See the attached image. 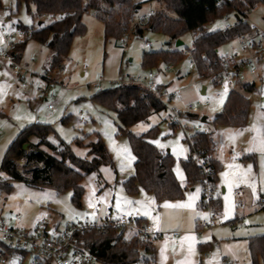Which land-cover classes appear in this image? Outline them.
Returning <instances> with one entry per match:
<instances>
[{"label":"rangeland","instance_id":"1","mask_svg":"<svg viewBox=\"0 0 264 264\" xmlns=\"http://www.w3.org/2000/svg\"><path fill=\"white\" fill-rule=\"evenodd\" d=\"M135 1L142 7L136 18L161 7L157 0ZM9 15L11 19L7 20ZM250 16L264 27V6H258ZM83 17L86 32L74 38L70 53L63 61L64 71L60 72L57 66L51 67L53 51L34 38L28 40L21 60L29 69L26 72V87L12 75L7 65L0 67V169L11 143L21 129L32 123H49L53 129L49 140L55 144L60 140L71 143L76 137L90 134L85 139L86 143L97 139L99 134L113 163L103 164L98 170L85 174L81 206L73 203L71 190L57 193L50 186H35L22 179L10 178V190L0 183V209L3 212H20L24 216V223H34L45 218L56 224H63L76 214H89L93 217L110 214L115 218L122 212H133L163 234L154 241L158 249L155 264H219V253L227 257L231 264H252L248 241L243 238L235 241L232 238L264 232V211L259 209V201L264 196V80H258L256 88L248 93V119L241 127L214 121L215 115L223 111L229 94L223 91L222 98H218V88L206 82L209 89L203 98L208 99L210 104L202 107L203 113L209 117L204 128H210L215 133L212 149L216 154L214 158L217 156L220 161V168L217 173L218 185L213 194L221 198L222 208L215 218L216 227L199 230V219L208 218L209 212L202 204L203 183L199 181L189 184L181 163L191 153L185 130L172 126L167 110L158 111L131 127L137 135L154 128L150 141L159 149L171 152L175 158L173 170L185 188L184 197L157 200L153 193L144 189L129 193L124 181L134 174L136 160L129 136L120 133L115 112L92 100V95L99 89L117 85L115 82L121 71L126 76L145 72L147 69L142 64V56L146 49L161 50L174 47V44L169 45V38L165 34L149 28H145L143 35L138 36V20L134 18L127 30L129 43L125 51L120 39L105 41L104 23L93 12L89 11ZM235 19V13L230 14V21L234 22ZM38 21L32 17V12H28L25 4L18 6L17 0H2L0 47L4 43L2 28L11 29L18 22L38 28ZM41 21L51 22L49 19ZM226 23L223 16L207 23L206 28L214 31L224 28ZM192 37V33L183 36L187 42ZM147 40L151 41V48L144 47ZM233 47V42H228L219 47V52H228ZM188 61L186 57L180 65L184 73L190 70ZM160 68L155 69L157 80H173V86H186L195 75L194 71L185 73L178 80L173 72H164ZM45 72L50 73L53 78L50 82L55 83L50 86L47 99L38 90L39 76ZM183 89V101H186L197 97L199 85ZM48 103H54L55 110H49ZM182 103L178 102L181 106ZM79 113H82L84 119ZM195 137L199 139V136ZM32 140L35 144L38 142V139ZM203 140L206 148L211 149L207 140ZM72 147L78 156H89L86 145L73 144ZM40 148L49 151L44 145ZM25 150L28 153L36 149L28 144ZM15 160L19 161L16 164L19 171L28 173L32 168L23 157H15ZM209 174H203L204 179ZM238 191L242 193L238 194ZM187 204L192 207L179 206ZM175 232H179V236L173 235ZM201 243H210L215 255H206V249L199 247Z\"/></svg>","mask_w":264,"mask_h":264},{"label":"trees","instance_id":"2","mask_svg":"<svg viewBox=\"0 0 264 264\" xmlns=\"http://www.w3.org/2000/svg\"><path fill=\"white\" fill-rule=\"evenodd\" d=\"M157 1L161 7L150 15L147 24L137 23L138 36H142L144 29L149 28L168 36V43L171 45L175 39L192 33L197 44L194 55L201 70L207 64L218 67L219 47L235 40L250 28L248 22L243 21L242 18H237L230 28L224 27L214 31H208L206 24L227 14H243L247 9L256 5L264 6V0ZM22 4H25L28 11L32 12L35 17L42 12L68 13L62 20L42 22L38 28L32 26L35 32L27 37V39L38 40L53 51L52 68L68 57L74 38L86 32V25L83 21L85 13L93 12L104 23V39L107 41L111 38L121 40L129 24L139 12V3L135 0H17L18 6ZM1 7L2 0H0ZM25 43L26 39L19 42L18 51ZM184 59L185 56L176 49L145 50L142 64L146 69L160 68L167 63L177 65ZM121 77H123L122 71ZM92 100L115 112L120 124V133L129 136L136 160L134 174L124 181L126 190L129 193H137L140 189H144L153 193L157 200L184 197L185 188L180 184L173 170L175 158L171 152L159 149L150 141L154 128L140 135L131 130V127L147 120L152 114L165 110L164 104L143 86L127 82L99 89L92 95ZM249 109L250 99L235 89L229 94L223 111L215 115L214 121L227 125L244 126L248 119ZM52 131L49 123H32L21 129L10 145L2 167L11 179H22L35 186H50L57 193L71 190L73 203L81 206L84 195L82 181L85 174L98 170L103 164H112L110 153L99 134H97V139L88 140L86 143L85 139L90 134L82 138L76 137L71 143L60 140L55 144L49 140ZM33 138L38 139L36 144ZM25 143L30 144V147L36 150L27 153L24 149ZM195 143L199 147L206 144L203 139H196ZM73 144L86 145L89 156H78L73 150ZM41 145L46 146L49 151L40 148ZM15 157H26L28 165H37L28 170V177L17 170ZM181 163L189 184L203 181L201 168L194 159L186 158ZM40 164L42 165L39 166ZM219 168L220 166L214 160L211 163L209 176L213 189L217 185ZM1 184L5 189L10 190L12 187L8 182ZM212 201L218 214L222 207L220 197L215 196ZM85 239L87 246L104 264H130L139 261L136 250L137 241L135 238L126 239L124 232L118 229L107 228L104 233L92 231L85 235ZM146 251L152 264H155V247L148 244ZM249 251L252 264H261V262L264 264V234L249 237Z\"/></svg>","mask_w":264,"mask_h":264},{"label":"built area","instance_id":"3","mask_svg":"<svg viewBox=\"0 0 264 264\" xmlns=\"http://www.w3.org/2000/svg\"><path fill=\"white\" fill-rule=\"evenodd\" d=\"M259 5L247 9L243 14L235 13L236 19L230 21V14L225 15L227 20L226 28L232 27L237 18H242L248 22L250 28L236 38V46L232 50L220 53V61L218 67L207 64L203 70L199 69L195 52L197 44L193 37L187 42L183 37H179L183 43L176 45L177 39L174 40V48L178 50L185 58H188L190 70L185 73L195 72L194 78L186 86H173L171 83H164L157 80L156 68H151L138 75H127L116 80V84L121 82L133 83L143 86L145 90L154 94V96L164 104L165 110L168 111L169 121L174 126H179L187 133L186 139L190 143L191 153L188 158L194 159L200 166L203 174L210 172L211 163L215 159L212 149L215 142V133L210 128H204L209 117L203 113L202 107L210 104L208 99L203 96L208 94L209 82L218 88L216 96L222 98L223 91L230 94L233 90L252 82L254 77L264 78V27L251 19V12L256 10ZM155 13V9H151L149 13L135 17L138 22L147 24L150 15ZM68 13L60 12H42L38 15L39 19H49L51 21H59L64 19ZM35 28L32 26L18 25L11 29L2 28L3 46L0 47V67L7 65L12 75L21 81L22 86L26 87V72H29L27 66L18 60V44L24 38L34 34ZM122 45L126 48L129 43L128 32H124L121 38ZM144 47L151 48L152 43L145 41ZM176 64H164L166 71L174 73L176 78L180 80L185 76L181 74L180 69L176 68ZM60 72L64 71V63L57 65ZM53 79L49 72H45L39 76L38 90L41 96L47 99L46 95L50 86L55 83L50 82ZM101 83V81H100ZM205 84L204 92H201L202 85ZM199 85L198 95L195 99L183 101V88H196ZM183 102L182 106L178 102ZM49 110H55L54 103H48ZM79 116L84 119L82 113ZM207 116V121L202 118ZM206 139L210 148L206 146L199 147L196 145V137ZM24 160L27 158L23 157ZM15 164L19 163L14 159ZM40 164L39 166H41ZM37 165H32L35 168ZM17 167V165H16ZM31 168V169H32ZM18 170V167H17ZM19 171V170H18ZM25 177L29 174L19 171ZM209 174V176H210ZM209 176L203 179V207L209 212L208 218H202L198 221V229H213L217 226L216 207L213 203V188L209 180ZM10 176L2 167L0 169V183L8 182ZM241 194V192H239ZM259 209L264 211V196L259 201ZM24 216L20 212H3L0 209V264H102L96 255L87 246L85 235L92 231L104 233L107 228H114L124 232L126 239L135 238L137 241V253L139 264H146L152 260L146 251V245L154 244V241L163 234L155 230L154 226L144 221L133 212H122L113 218L110 214L106 216H92L89 214H76L73 218L63 224L52 223L45 218H40L34 223H24ZM179 236V232L174 233ZM205 254L213 256L215 253L212 249H207ZM219 264H231L229 260L221 253ZM150 259V261H149Z\"/></svg>","mask_w":264,"mask_h":264},{"label":"crops","instance_id":"4","mask_svg":"<svg viewBox=\"0 0 264 264\" xmlns=\"http://www.w3.org/2000/svg\"><path fill=\"white\" fill-rule=\"evenodd\" d=\"M260 6V5H259ZM33 7V10H34V6H32ZM2 8V7H1ZM140 8H142L141 7V5H139V7H138V10L140 9ZM28 10V9H27ZM29 12V11H28ZM13 13V12H12ZM32 17L34 18V19H37V20H39L38 21V25H40V24H42V22L43 21H41V19H39L38 17H35L33 14H32ZM84 18V17H83ZM11 19V16L9 15L8 17H7V20H10ZM22 24V26L23 25H25V24H23L22 22H18V23H15V26L14 27H16V26H18V25H21ZM27 26H34V25H25L24 27H27ZM14 27H12V28H14ZM193 38V37H192ZM30 38H26V43H25V45H23L22 46V48L19 50L20 51V53H19V51H18V53H19V55H18V60H22V55H23V52H24V49H25V46H26V44H27V42H28V40H29ZM111 39H113L114 41H115V39L114 38H111ZM178 39V38H177ZM24 40V39H23ZM23 40H21V41H23ZM20 41V42H21ZM147 41H149V40H147ZM151 42V41H150ZM231 42H233V46H236V44H237V42H236V39L235 40H233V41H231ZM172 44H174V42L172 43ZM123 48H124V46H123ZM171 49H175L174 47H170ZM124 50L126 51V48H124ZM147 50V49H146ZM183 61V60H182ZM182 61L180 62V63H178L177 64V66H179V69H180V72H181V74L182 75H184V72H182V70H181V68H180V65H181V63H182ZM164 66V65H163ZM162 66V67H163ZM8 67V66H7ZM9 69V68H8ZM151 69V68H150ZM162 71H164V72H171V71H166L165 69H164V67L163 68H160ZM164 69V70H163ZM148 70V69H147ZM127 75H130V74H127ZM123 76H126V75H124L123 74ZM121 77V73H120V75H119V77L117 78V79H119ZM116 79V80H117ZM258 80H261V81H263L264 80V78H262V77H254L253 79H252V82L251 83H249V84H245V85H243V86H241V87H239L238 88V90L239 91H241L242 93H244V95H246L248 98H249V96H248V93H251L255 88H256V86H257V81ZM164 83H171V85H172V83H173V80H170L169 82H164ZM205 84H203L202 85V87H201V92H204V90H205ZM246 88H250V89H246ZM195 99V98H194ZM184 100V99H183ZM189 100H192V99H189ZM173 126V125H172ZM215 152H216V150H215ZM216 155V154H215ZM215 160H216V162H217V164H218V166H220V161L217 159V156H216V158H215ZM218 181H219V177H218ZM218 181H217V185H218ZM239 192H241V191H238V194H239ZM242 193V192H241ZM185 195V194H184ZM183 198V197H182ZM182 198H179V199H182ZM220 200H221V198H220ZM221 203H222V201H221ZM222 208V207H221ZM142 219H144V218H142ZM26 224H31V223H26ZM197 228H198V224H197ZM259 234H264V232H262V233H259ZM259 234H256V235H259ZM174 235V234H173ZM247 237H241V236H238V237H236V236H233V238L232 239H234L235 241H237V239H241V238H243L246 242L248 241V243H249V237H251V236H254V235H248V233H247V235H246ZM249 236V237H248ZM177 237V236H176ZM153 246L155 247V258L157 257V255H158V249H157V247H156V244L154 245L153 244ZM199 247H200V249H202V250H204V249H211V246H210V243H201V244H199ZM248 249H249V247H248ZM250 252V251H249ZM227 258V257H226ZM228 259V258H227ZM229 260V259H228ZM198 264H203V263H198ZM261 264H263L262 262H261Z\"/></svg>","mask_w":264,"mask_h":264},{"label":"water","instance_id":"5","mask_svg":"<svg viewBox=\"0 0 264 264\" xmlns=\"http://www.w3.org/2000/svg\"><path fill=\"white\" fill-rule=\"evenodd\" d=\"M138 7H139V6H138ZM182 43H183V41H182L180 38H178V39H177V42H176V45L179 46V45H181ZM202 120L206 122V121H207V116H204V117L202 118ZM27 145H28V143H25V144H24V149L27 148Z\"/></svg>","mask_w":264,"mask_h":264},{"label":"snow or ice","instance_id":"6","mask_svg":"<svg viewBox=\"0 0 264 264\" xmlns=\"http://www.w3.org/2000/svg\"><path fill=\"white\" fill-rule=\"evenodd\" d=\"M220 103L222 104V103H223V100H221ZM161 147H164V146L161 145ZM225 199H227V197H225ZM90 206H91V204H90ZM166 206H170V205H166ZM179 206H181V207H189V208L192 207L191 204H187V205H179ZM117 207H119V205H117Z\"/></svg>","mask_w":264,"mask_h":264}]
</instances>
